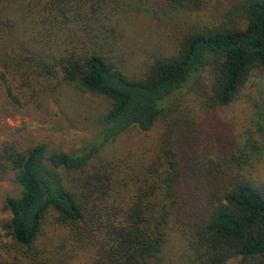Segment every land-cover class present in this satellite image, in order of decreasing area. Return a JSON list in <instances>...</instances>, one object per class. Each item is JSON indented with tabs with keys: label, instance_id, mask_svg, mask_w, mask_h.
Listing matches in <instances>:
<instances>
[{
	"label": "trees",
	"instance_id": "16d2710c",
	"mask_svg": "<svg viewBox=\"0 0 264 264\" xmlns=\"http://www.w3.org/2000/svg\"><path fill=\"white\" fill-rule=\"evenodd\" d=\"M153 1L0 0V82L15 106L48 105L66 87L105 102L79 150L0 142V181L12 174L21 189L4 201L0 264H264V179L213 174L200 187L188 172L199 133L182 109L188 95L207 109L228 105L264 69V0H239L206 22L193 15L211 0ZM135 11L183 30L141 72L126 36L134 23H123ZM159 120L154 147L101 157L114 138ZM50 225L61 238L53 247L40 243Z\"/></svg>",
	"mask_w": 264,
	"mask_h": 264
},
{
	"label": "rangeland",
	"instance_id": "374dc122",
	"mask_svg": "<svg viewBox=\"0 0 264 264\" xmlns=\"http://www.w3.org/2000/svg\"><path fill=\"white\" fill-rule=\"evenodd\" d=\"M237 1L239 0H211V8L196 12L193 17L203 22L222 20V13ZM150 3L155 2L139 0V7L151 5ZM17 6L18 4L10 9V16L14 21L20 18ZM123 16L127 18L123 20L125 25L131 26L134 23L127 30L126 36L129 48H134L136 52L132 61L134 68L139 65V72L146 69L154 51L172 46L176 37H180L183 32L180 26L144 13L138 14L137 11ZM134 38L139 39L135 45ZM198 101L197 97L188 95L182 103L183 118L187 120L188 128H193L195 134L199 133L196 161L193 168L188 170L190 178L196 179L200 187L211 182L214 175L231 178L240 171L260 180L264 179V136L259 130L264 129V69L255 70L240 94L228 105L207 109ZM102 103H105L104 100L90 93L66 87L64 93L58 99L51 98L48 105L21 108L6 97L0 82V142L20 141L24 146H29L44 141L48 144L49 153L79 150L97 134L93 119L90 118L102 107ZM163 130L164 122L161 120L149 131L133 127L109 142L101 150V157L120 159L130 150L142 151L146 147L155 146ZM243 159L248 160V164ZM20 191L12 174L0 181L2 233L3 221L10 216L4 208V201L8 195H19ZM54 229L51 225L48 226L47 234L40 243L51 247L59 244L60 232ZM74 258V263L85 259L82 255Z\"/></svg>",
	"mask_w": 264,
	"mask_h": 264
},
{
	"label": "water",
	"instance_id": "95a60500",
	"mask_svg": "<svg viewBox=\"0 0 264 264\" xmlns=\"http://www.w3.org/2000/svg\"><path fill=\"white\" fill-rule=\"evenodd\" d=\"M44 162L50 170H56L57 169V165L53 162V160L50 157H45Z\"/></svg>",
	"mask_w": 264,
	"mask_h": 264
}]
</instances>
